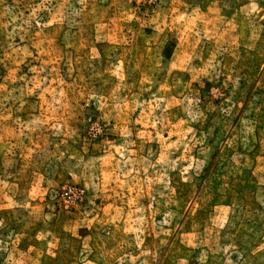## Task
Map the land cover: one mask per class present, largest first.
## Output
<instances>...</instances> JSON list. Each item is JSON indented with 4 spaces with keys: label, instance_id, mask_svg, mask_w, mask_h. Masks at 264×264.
Wrapping results in <instances>:
<instances>
[{
    "label": "rangeland",
    "instance_id": "374dc122",
    "mask_svg": "<svg viewBox=\"0 0 264 264\" xmlns=\"http://www.w3.org/2000/svg\"><path fill=\"white\" fill-rule=\"evenodd\" d=\"M0 264H264V0H0Z\"/></svg>",
    "mask_w": 264,
    "mask_h": 264
}]
</instances>
